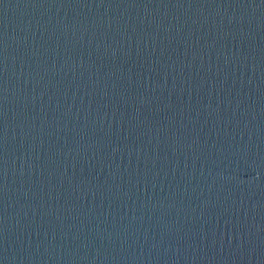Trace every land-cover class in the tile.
<instances>
[{
	"label": "water",
	"instance_id": "water-1",
	"mask_svg": "<svg viewBox=\"0 0 264 264\" xmlns=\"http://www.w3.org/2000/svg\"><path fill=\"white\" fill-rule=\"evenodd\" d=\"M0 264H264V0H0Z\"/></svg>",
	"mask_w": 264,
	"mask_h": 264
}]
</instances>
